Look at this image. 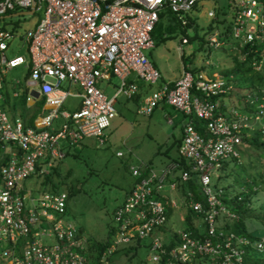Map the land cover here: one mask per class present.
<instances>
[{"label": "built area", "instance_id": "built-area-1", "mask_svg": "<svg viewBox=\"0 0 264 264\" xmlns=\"http://www.w3.org/2000/svg\"><path fill=\"white\" fill-rule=\"evenodd\" d=\"M204 1L0 0V20L24 11L31 14L16 16L42 14L25 32L29 57L8 56L16 33L0 24V264H108L110 256L126 244L148 247L145 264H247L244 246L251 253L264 252V236L255 242L242 237L238 243L244 246H236L230 240L224 245L219 238L199 235L205 225L215 235L214 223L222 212L237 216L224 202L227 189L213 179L221 177L229 160L241 163L247 135L258 128L264 141V94L252 92L244 97L246 104L259 102L254 113L223 102L220 96L233 88L225 87L227 77L184 70L178 79L161 83V70L146 54L156 45L153 31L163 11L179 15L185 26ZM230 4L231 29L216 30L209 42L233 46L234 37L243 61L247 54L242 48L251 44L256 57L261 55L254 61L260 70L264 65V0H230ZM209 15L216 13L212 10ZM22 65L26 68L23 79L7 78ZM113 76L121 85L110 98L98 82ZM65 81L78 85L81 92L63 88ZM139 81L160 86L147 95L138 114L151 115L161 104H168L187 116L181 157L160 168L133 167L136 183L115 209L114 237L100 251L68 218L67 191L39 187L34 191L26 181L35 175L46 179L68 155V148L87 137L106 143L118 116L116 98L121 94L134 97L140 92ZM72 94L81 98L80 108L61 111ZM15 98H22L28 109L44 98V110L29 124L11 115L9 103ZM59 118L60 125L56 124ZM195 119L202 121L200 125ZM179 206L187 207L186 215L192 209L196 226L182 230L177 245L156 231L168 221L169 211Z\"/></svg>", "mask_w": 264, "mask_h": 264}, {"label": "rangeland", "instance_id": "rangeland-1", "mask_svg": "<svg viewBox=\"0 0 264 264\" xmlns=\"http://www.w3.org/2000/svg\"><path fill=\"white\" fill-rule=\"evenodd\" d=\"M212 10L216 13L215 17L209 15ZM232 12L233 5L230 4V0H205L192 13L194 23L185 25V29H177L172 36L146 50V54L161 70L166 81L177 79L186 69L192 72L198 69L194 72L196 74L225 77L220 70L229 68L233 75L241 78L243 85L230 89L225 102L243 107L244 95L258 90L257 83L264 72L251 73L247 69L234 68V63L242 56V51L235 47L237 40L234 37L231 41L233 46H216L209 42L210 35L216 30L222 32L227 27H232ZM41 16V13H36L0 20V24L16 33L7 51L8 56L19 53L29 57L25 32ZM183 37H187V41H184ZM238 44L240 45L239 41ZM25 75L26 68L23 65L10 74L11 77L19 79H23ZM261 82L264 84V75ZM120 85V79L115 76L110 81L98 82L99 88L110 98L115 95ZM62 86L65 89L71 87L74 93L81 92L78 85L71 86L68 81ZM143 86L145 90L140 97L129 98L121 94L116 98L118 116L109 128L106 143L101 144L96 137H87L80 144L71 146L68 148V155L57 164L60 174L53 175L56 181L66 180L65 191L68 192L69 187L76 188L77 192L68 200V218L81 229L90 243L103 245L113 239L114 211L122 204L137 180L132 172L133 167L149 164L160 168L181 157L182 127L188 121L187 116L168 104H161L151 115L138 114V107L146 101L148 94L159 88L160 83L154 85L143 83ZM80 105L81 98L72 94L67 97L60 110L73 112ZM10 106L16 109L17 118L21 120H24L26 115L32 116L34 113V109L25 108L18 103ZM61 123L62 118L56 120V124ZM248 147L249 154L241 155V157L245 155L241 163L235 159L229 160L221 170V177L213 179L218 186L246 194L248 182L251 181L247 176V170L256 174L257 171L264 169V154H260V149L256 147ZM250 162L255 165H250ZM26 184L33 186L34 191H36L34 187L51 191L45 185L46 179L37 175L26 181ZM261 189L262 192L254 198L258 202H264V187ZM172 197L179 199L178 196ZM180 201L181 199L177 200ZM186 211L187 207L179 206L169 214L165 233L162 234L164 240L177 236L174 238L175 242L177 245L180 243L181 231L189 226L185 220ZM247 229L259 234L264 233L262 222L256 223V220H249ZM253 254L255 259L261 258L262 262L264 261V254ZM147 258L148 247L145 244L141 246L126 244L110 256L108 264H145Z\"/></svg>", "mask_w": 264, "mask_h": 264}, {"label": "trees", "instance_id": "trees-1", "mask_svg": "<svg viewBox=\"0 0 264 264\" xmlns=\"http://www.w3.org/2000/svg\"><path fill=\"white\" fill-rule=\"evenodd\" d=\"M193 19L194 18L189 17V19H188L189 21L187 24L194 23L195 21H193ZM182 22H183L182 19L176 13H174L168 9L163 11L160 14V20H159L156 28L153 31V37L155 40V44H159L160 42H163L168 37L172 36V34L177 29H185V26H183ZM227 29L230 30L231 27L229 26V27H227ZM183 38L187 39V37H183ZM226 39L230 40V36L227 35ZM242 50L244 52H246L247 59L243 61L241 59V57L238 58V60L234 63V68L247 69L248 72H251V73H253V72H264V70L261 71L262 69H264V65H263L262 69L258 70L257 65L254 64V61L261 58V55L259 53H257V57H256V53L251 51V44H246L245 47L242 48ZM216 68L214 67V69H216ZM193 71L196 72V71H198V69L193 70ZM220 71L225 77H227L225 87H227L229 85H231L233 87H241L243 85L241 78L238 77L237 75H233L232 72L229 70V68L221 69ZM263 75H264V73H262L260 75L259 82L257 83L258 90L255 91V92H258V95H260V96H263V94H264V92H263L264 91V84H262V82H261ZM226 96H227V93H224L220 96V97H222L223 102H225ZM244 96L246 98L247 94ZM225 103H228V102H225ZM43 104H44V98H41L39 100L38 106L36 108H34L33 115L32 116L26 115L24 117L25 122L32 124L35 116H37L39 113H41L44 110ZM228 104L233 105L234 103H228ZM258 105H259V102H255L253 104H250V103L246 104L245 103V106H243L241 109L244 111L255 113L259 109ZM24 107L26 108V106H24ZM201 122L202 121L195 119L196 125H200ZM245 140L248 144L245 146L244 149H242V154L243 153H245V155L249 154V151H248L249 147L248 146L256 147V149H260L259 150L260 154H264V141H262V134L258 128L252 134L247 135ZM181 141H182V139H181ZM261 152H263V153H261ZM245 155L242 156V158L245 157ZM171 161H174V160H171ZM246 164H249V163H246ZM237 165H240V164H237ZM250 165H255V163L250 162ZM57 166H55L53 168L52 173L49 174L46 178L47 187H49L50 190L53 192L64 190V187H65L64 183H66L65 179L56 181L53 178L54 173L55 174L57 173V175L60 174L59 167H57ZM244 167H246V166H244ZM247 176H249L251 181L248 182L249 184L247 186L246 194L243 195L240 192H234V191H229V190L226 191V196H225L224 202L226 205H228L230 212L236 213L237 216L236 217H230L228 215V213L222 212L219 215V217L217 218L216 223H214L215 235H211L209 233L208 227L205 225V222H203V224H201V227H203L204 225H205V227L203 228L202 234H199L201 237L208 236L209 238H211L213 240H215L216 238L217 239L219 238L218 241H221L224 245L230 240L233 245L244 246V245L238 243L240 238H242V237L248 238L250 241L255 242L258 240V238L264 236V233L259 234V233L254 232V230L249 231L247 229V222L249 220H256V223L262 222V226H264V223H263L264 222V202L263 201L258 202V200H254V198L257 196V194H260L262 192L263 189H261V188L264 187V183H263L264 182V169L262 171H259V172L257 171L256 174H254V172L251 170H247ZM188 186H190V188L193 189L197 193V189H196V187H194L193 184L189 183ZM183 187L185 188V185ZM75 192H77L76 188L69 187L68 188L69 198H70V196L72 197V195H74ZM197 196H199L198 193H197ZM67 210H68V206H67ZM172 211L173 210L169 211L168 217ZM193 215H194V213H193L192 209H190L188 214L185 215V220L189 225L188 227L185 228L187 231H189L191 229L195 230V228H193L194 226H196ZM165 228H166V224L160 226L158 228V230L156 231L157 234L162 237V234L165 233ZM113 232L114 231L112 228V234H113ZM176 237L177 236H175V237L171 236L170 238H173V240H175L174 238H176ZM170 238H168V239H170ZM168 239H165V241ZM96 244L94 246L98 247V249H100V251H102L106 248V246L109 244V242H107L106 244H103V245H99V244L96 245ZM243 249L245 250V254L243 255V257H244V260L247 264H264V261L262 262L261 258L260 259L258 258V260L254 258L255 254L249 252L247 246H244ZM260 254L263 255L264 252H262Z\"/></svg>", "mask_w": 264, "mask_h": 264}, {"label": "crops", "instance_id": "crops-1", "mask_svg": "<svg viewBox=\"0 0 264 264\" xmlns=\"http://www.w3.org/2000/svg\"><path fill=\"white\" fill-rule=\"evenodd\" d=\"M10 15V17L11 16H16V15H14V14H9ZM9 18V17H8ZM20 67V66H19ZM16 68H18V67H16ZM16 68H14V69H16ZM14 69L13 70H11L9 73H8V75H7V78L8 79H12V78H15V77H11L10 76V74H11V72L12 71H14ZM179 78V77H178ZM177 78V79H178ZM174 80H176V79H174ZM174 80H168V81H174ZM163 81H166V79H164V76H163V78H162V80H161V83L163 82ZM143 83L144 82H142V81H139V86H140V92L138 93V94H136L135 96H138V97H140L141 95H143V92H144V90H145V87L143 86ZM9 87H10V85H9ZM9 89V91L12 89V88H8ZM14 89V88H13ZM10 93V92H9ZM137 97V98H138ZM13 101H14V103H12V102H10L9 104L10 105H13V104H15V103H18V104H20V105H22V106H24V100L22 99V98H15V99H13ZM38 103H39V101L36 103L35 102V104H34V107H33V109L34 108H36L37 106H38ZM230 103H232V102H230ZM35 105H36V107H35ZM81 106V105H80ZM12 109H11V115H13V116H17V114H16V109L15 108H13V107H11ZM80 108V107H79ZM78 108V109H79ZM183 128V127H182ZM149 165V164H148ZM130 192V191H129ZM128 192V193H129ZM128 193L126 194V197H127V195H128ZM126 197H125V199H126ZM124 199V200H125ZM123 200V201H124ZM96 244V243H95ZM97 245V244H96ZM134 249H136L137 247H133Z\"/></svg>", "mask_w": 264, "mask_h": 264}, {"label": "water", "instance_id": "water-1", "mask_svg": "<svg viewBox=\"0 0 264 264\" xmlns=\"http://www.w3.org/2000/svg\"><path fill=\"white\" fill-rule=\"evenodd\" d=\"M16 15H19V14H31V12H27V11H24V12H18V13H15ZM38 95V94H37Z\"/></svg>", "mask_w": 264, "mask_h": 264}, {"label": "clouds", "instance_id": "clouds-1", "mask_svg": "<svg viewBox=\"0 0 264 264\" xmlns=\"http://www.w3.org/2000/svg\"><path fill=\"white\" fill-rule=\"evenodd\" d=\"M46 186H47V182H46ZM94 245H95V243H94ZM256 253H259V252H256Z\"/></svg>", "mask_w": 264, "mask_h": 264}]
</instances>
